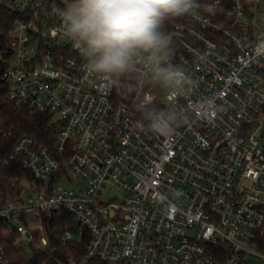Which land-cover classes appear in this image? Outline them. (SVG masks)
<instances>
[{"label":"built area","instance_id":"built-area-1","mask_svg":"<svg viewBox=\"0 0 264 264\" xmlns=\"http://www.w3.org/2000/svg\"><path fill=\"white\" fill-rule=\"evenodd\" d=\"M69 3L0 0L17 16L0 90L56 123L54 145H14L30 177L0 206L3 235L43 249L42 218L70 214L62 243L88 241L65 264H264V0H197L166 21L172 80L143 54L121 78L94 73L64 34ZM109 188L121 195L104 201Z\"/></svg>","mask_w":264,"mask_h":264},{"label":"clouds","instance_id":"clouds-1","mask_svg":"<svg viewBox=\"0 0 264 264\" xmlns=\"http://www.w3.org/2000/svg\"><path fill=\"white\" fill-rule=\"evenodd\" d=\"M198 7L197 0H70L61 18L94 73L118 76L143 54L158 77L172 80L177 73L160 67L172 42L160 28Z\"/></svg>","mask_w":264,"mask_h":264},{"label":"trees","instance_id":"trees-1","mask_svg":"<svg viewBox=\"0 0 264 264\" xmlns=\"http://www.w3.org/2000/svg\"><path fill=\"white\" fill-rule=\"evenodd\" d=\"M16 19L15 14L0 4V49L7 47L8 34L14 27ZM125 74L126 72L114 77L121 78ZM154 108L160 110L157 104ZM55 127L56 123L53 122L50 114L31 113L28 109L19 107L8 99L4 89L0 90V130H11L8 137H0V206L4 204L8 194L21 185V178L30 177V174L22 168L20 160L12 157L17 139L22 135H31L38 141L52 146L55 141L51 134ZM42 223L48 237V246L43 249L33 246L30 252L18 248L12 239L3 235L2 227H0V245L6 249L11 259L10 264H65L70 259L80 260L85 255V244L88 240H84L83 243H62L65 231L76 227L72 215L43 217ZM85 264L113 263L92 260Z\"/></svg>","mask_w":264,"mask_h":264},{"label":"rangeland","instance_id":"rangeland-1","mask_svg":"<svg viewBox=\"0 0 264 264\" xmlns=\"http://www.w3.org/2000/svg\"><path fill=\"white\" fill-rule=\"evenodd\" d=\"M72 177H73V181L76 182L77 181V176L74 175V174H72ZM59 186H61V187H71L72 185H71L70 182H68L67 180L64 179V180H62L60 182V185ZM120 195H121V193L117 189H115V188H109L108 191H107V193L102 196V199L104 201H108V200H111L113 197L120 196ZM28 220H30L34 224L35 223L34 222V220H35L34 215H29L28 216ZM19 244H20L19 241H16V246L18 245L17 247L20 248V249L23 248V246L21 247L20 246L21 244L20 245ZM37 249H40V247H37ZM254 263L263 264L261 261H259L257 259H255ZM113 264H116V263H113Z\"/></svg>","mask_w":264,"mask_h":264}]
</instances>
